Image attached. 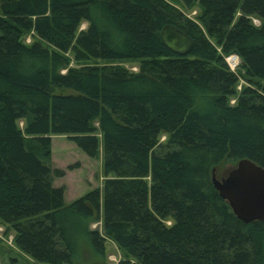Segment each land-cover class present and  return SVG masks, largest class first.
<instances>
[{"label": "trees", "instance_id": "trees-1", "mask_svg": "<svg viewBox=\"0 0 264 264\" xmlns=\"http://www.w3.org/2000/svg\"><path fill=\"white\" fill-rule=\"evenodd\" d=\"M50 135L100 149L99 189L64 203ZM240 159L264 169V0H0V223L34 264H78L81 243L101 260L106 241L114 264H264V222L210 183Z\"/></svg>", "mask_w": 264, "mask_h": 264}, {"label": "rangeland", "instance_id": "rangeland-1", "mask_svg": "<svg viewBox=\"0 0 264 264\" xmlns=\"http://www.w3.org/2000/svg\"><path fill=\"white\" fill-rule=\"evenodd\" d=\"M173 6L183 10L184 15L188 18H194L198 13L195 7L182 9L180 5L173 4ZM251 22L254 26H259V21L257 19L252 18ZM85 26V23H82L79 29H84ZM24 42L28 43L29 40L26 38ZM230 58L232 57L225 58V62L230 70L236 71L239 65V60L234 66L229 63ZM88 64H92V62H88ZM93 64H97L99 66L102 65V62H95ZM118 65L130 72H137L136 63L124 62ZM75 66L77 67L78 65L70 62L69 67ZM60 72L63 73L64 71L61 70ZM246 85L247 84L240 79L236 89L238 90L240 86ZM17 125L21 128L22 122H18ZM49 137L50 166L53 169L63 171V176L61 178H54L52 185L53 187H62L64 189V203L68 204L91 189H99L105 179L101 170L100 149L98 150V154L95 158H88L80 150H78L73 143L69 142L65 136L50 135ZM164 140V135H161L158 139L159 142H163ZM234 165L235 164L223 163L214 167L215 177L217 179L225 177L226 173L232 169ZM88 227L89 229H99V221L97 219L91 221ZM12 235V231L0 223V264H34L25 254L16 249L11 241ZM104 245V255L100 260L89 252L86 244L81 243L79 245L80 260L78 261V264H114L123 258L122 252L110 243V241H106Z\"/></svg>", "mask_w": 264, "mask_h": 264}, {"label": "water", "instance_id": "water-1", "mask_svg": "<svg viewBox=\"0 0 264 264\" xmlns=\"http://www.w3.org/2000/svg\"><path fill=\"white\" fill-rule=\"evenodd\" d=\"M159 38L162 45L175 55L185 56L190 52L191 39L172 25L162 26ZM210 183L237 220L244 224L264 222V169L240 159L223 178L217 179L211 169Z\"/></svg>", "mask_w": 264, "mask_h": 264}, {"label": "bare ground", "instance_id": "bare-ground-1", "mask_svg": "<svg viewBox=\"0 0 264 264\" xmlns=\"http://www.w3.org/2000/svg\"><path fill=\"white\" fill-rule=\"evenodd\" d=\"M238 62V59L236 57H232L229 59V63L232 64V65H236Z\"/></svg>", "mask_w": 264, "mask_h": 264}]
</instances>
